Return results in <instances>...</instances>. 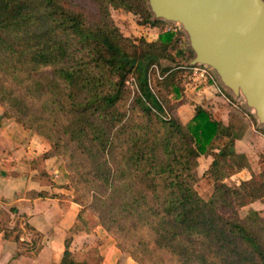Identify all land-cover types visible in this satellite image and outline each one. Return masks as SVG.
<instances>
[{
  "label": "trees",
  "instance_id": "16d2710c",
  "mask_svg": "<svg viewBox=\"0 0 264 264\" xmlns=\"http://www.w3.org/2000/svg\"><path fill=\"white\" fill-rule=\"evenodd\" d=\"M91 1L94 11L78 0H0V105L48 140L39 160L62 158L68 185L60 186L72 187L73 196L39 194L59 198L63 210L69 201L80 206L60 264H101L98 246L70 249L73 234L97 226L137 264H264V216L256 209L238 214L264 196V177L225 180L232 164L248 166L234 148L244 121L237 127L202 103H194L187 122L162 115L149 68L184 53L175 31L160 29L155 40L135 42L121 33L109 5L161 23L149 20L144 0ZM174 76L165 81L178 94ZM207 152L214 183L205 198L195 185L198 158Z\"/></svg>",
  "mask_w": 264,
  "mask_h": 264
},
{
  "label": "crops",
  "instance_id": "0c3cea01",
  "mask_svg": "<svg viewBox=\"0 0 264 264\" xmlns=\"http://www.w3.org/2000/svg\"><path fill=\"white\" fill-rule=\"evenodd\" d=\"M215 98L220 96L215 95ZM192 100L197 102L195 98ZM186 104L180 105L178 113L181 108L187 110ZM193 114V107L185 111V119L179 113L183 122ZM248 127L244 136L250 130ZM49 148L46 138L7 117L0 105V264L61 262L65 238L69 236L67 230L76 218L79 205L69 201L63 210L59 198L39 194L41 191L64 192L60 186L62 181L58 179L60 156L51 154L39 160L40 155ZM32 160H36L34 165L30 162ZM42 170L46 171L48 178L42 174ZM260 203L261 199L255 200L250 206L260 211ZM6 228L13 229L8 236L4 235ZM92 243L97 244L103 257L101 264H137L131 256L121 253L102 226L90 232L73 234L70 249H84ZM21 244L26 246L21 247ZM36 245L39 250L34 253Z\"/></svg>",
  "mask_w": 264,
  "mask_h": 264
},
{
  "label": "rangeland",
  "instance_id": "374dc122",
  "mask_svg": "<svg viewBox=\"0 0 264 264\" xmlns=\"http://www.w3.org/2000/svg\"><path fill=\"white\" fill-rule=\"evenodd\" d=\"M78 4L80 6H86V8H89L91 11H94L95 9V5L91 0H78ZM144 5L150 14L149 20L151 22L160 21L161 23L156 25L150 24L148 22L145 23L141 13L127 10L124 7H114L109 5V13L121 33L124 36L133 39L135 42H138L140 39L153 41L157 38V34L160 29H172L175 31L174 37L177 38L178 44L184 47V53L182 55L180 54L178 61H172L168 58H161L158 61L152 63L149 68L150 85L157 92V95L159 96L165 109V112L162 113V115L164 114L168 116L170 114L176 113L179 118L180 115H183V119H185V111H188L192 107L194 108V103H202L208 107L210 111H212L213 116L216 118H222L224 121H228L230 119V121L235 126L237 125V127L241 121H244L246 128L248 125L250 130L245 134V136L244 131L241 138L235 140L234 148L236 151L246 155L248 166L239 168L236 166V164H232L233 166L228 168V170L231 172L230 177H227L225 180L227 182L230 180L238 182L239 180L246 179V177H251V175H260L263 178L264 124L259 125L252 112L247 106L244 105V96H235L221 85L215 67L206 63H191V60L194 57V50L190 45L187 32L184 30L180 22L155 17L153 12L149 9L147 0H144ZM162 68L168 69L162 72ZM170 72L175 73L174 82L178 83V85H181L180 87L182 91L178 92V94L172 90V87L169 85V83L166 84L165 78ZM127 83L131 89V95H133L134 91L138 89L134 77L131 76ZM202 86H206V88L201 89ZM215 95L220 96V98H215ZM192 98L197 99V102L192 100ZM184 103H187L185 105L187 110H185V108H181L179 115V107ZM253 111L255 110L253 109ZM226 140L227 138L222 141L217 140L214 142V145L222 146V143ZM217 150V147L213 149V151ZM212 158V152L201 154L198 158L199 163L197 172L200 175V180L197 182L195 187L200 195L205 198H207L212 192L214 183L213 178L208 170V166ZM58 179L62 181L63 185H68V180L64 176L62 158L60 165V177ZM63 190V193L68 194L71 197L74 194V190L70 186L63 187ZM261 203L260 204L262 205V208H259V210L264 216V196L261 198ZM252 209L255 208H252L250 204L244 205L238 209V214L240 217H245ZM90 212L91 211H87V213ZM113 241L121 253L124 255H129L128 251L122 248L114 238ZM22 246L26 245L21 244V247ZM91 246L97 247V244L92 243ZM117 264L125 263L121 262Z\"/></svg>",
  "mask_w": 264,
  "mask_h": 264
},
{
  "label": "water",
  "instance_id": "95a60500",
  "mask_svg": "<svg viewBox=\"0 0 264 264\" xmlns=\"http://www.w3.org/2000/svg\"><path fill=\"white\" fill-rule=\"evenodd\" d=\"M155 17L182 24L191 63L215 67L221 85L244 96L264 124V0H147ZM255 111H253V109Z\"/></svg>",
  "mask_w": 264,
  "mask_h": 264
}]
</instances>
